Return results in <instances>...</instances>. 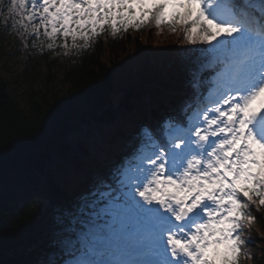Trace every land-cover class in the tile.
Wrapping results in <instances>:
<instances>
[{
    "label": "trees",
    "instance_id": "1",
    "mask_svg": "<svg viewBox=\"0 0 264 264\" xmlns=\"http://www.w3.org/2000/svg\"><path fill=\"white\" fill-rule=\"evenodd\" d=\"M31 30L14 78L5 66L14 39L0 23V264H65L89 249L79 236L93 234L83 217L99 215L118 195L114 184L137 167L147 105L160 132L186 125L191 110L208 106L222 65L207 55L210 46H189L166 26L115 37L106 28L88 51L69 40L61 56ZM260 235L264 207L254 199L237 264H264Z\"/></svg>",
    "mask_w": 264,
    "mask_h": 264
},
{
    "label": "snow or ice",
    "instance_id": "2",
    "mask_svg": "<svg viewBox=\"0 0 264 264\" xmlns=\"http://www.w3.org/2000/svg\"><path fill=\"white\" fill-rule=\"evenodd\" d=\"M8 9L49 50L65 41V54L69 40L88 51L106 28L115 37L149 24L210 46L222 69L208 106L187 129L166 125L163 145L144 129L136 169L100 211L118 235L130 231L135 257L108 264H237L248 206L264 207V0H8ZM93 255L69 264H101Z\"/></svg>",
    "mask_w": 264,
    "mask_h": 264
},
{
    "label": "rangeland",
    "instance_id": "3",
    "mask_svg": "<svg viewBox=\"0 0 264 264\" xmlns=\"http://www.w3.org/2000/svg\"><path fill=\"white\" fill-rule=\"evenodd\" d=\"M0 6L1 10H0V23L2 24V30L6 29V31L8 32V36H12L11 38H13L14 40L18 37V42L14 43V40L10 42V45L8 47V45L6 46V51L10 52V56H7V62L5 63L6 68L9 71H13L14 74V78H18L19 76L22 75V70L25 67V62L27 61L26 55H25V42L26 41V37L24 36V29L19 28L18 26H16V19L14 16H11L9 14V9H8V2H4V0H0ZM153 28H155L154 24H151ZM164 29V28H163ZM159 32L162 31V28L158 30ZM181 32L179 30L176 31V35L178 36ZM13 36H16V38H14ZM160 40L164 39L162 37L159 38ZM172 41L175 42L173 39H168L166 38L165 41ZM21 42V43H19ZM61 42H64L61 39ZM14 43V44H13ZM50 41H46L44 42V47L49 49V45H50ZM13 44L12 47H10ZM33 44L29 45V48H32ZM69 46V44H68ZM29 48L27 49L28 51ZM15 49V50H13ZM53 53L58 56L62 55V51L63 48L60 47V49L56 48V45L52 48ZM69 51H70V47H69ZM68 53V52H67ZM64 55V54H63ZM60 60V58H59ZM222 67V66H221ZM219 75V73H218ZM215 87V86H214ZM213 87V88H214ZM202 111H198L197 109H194L193 111L190 112V117H189V121L187 123V126L184 127V129H187L189 126V122L191 120H193L195 118V116ZM182 128V127H180ZM153 133H154V138H155V142L157 145H163L164 143H166L165 140V136L166 134H161V132L159 130L155 131V129H153ZM179 142V141H177ZM145 163H147V161H145ZM131 170H135L136 168H130ZM129 170V169H128ZM110 179V178H109ZM116 190L118 191L117 194H120V187H117L116 185ZM124 191H127V189H124ZM85 220V227L88 228V230H91L93 232V234L91 233H82L81 235H79L82 239V243H86L88 244V246H90L93 251H94V255H102L101 259H105L107 257H105L102 253H105L104 251H107V253L110 254V252L112 254H117L120 255L121 253H125L128 255H131L130 252L127 250L128 246H125L124 244V238L130 235V231L129 234L126 236H121L118 235L116 233V229L114 227H112V217L107 216V215H103L100 214L99 215H92V216H84L83 217ZM251 225V223H249ZM91 227V229L89 228ZM87 232V231H86ZM86 235V236H85ZM106 236H111V237H106ZM104 238V240L100 241L97 240L98 238ZM116 238H118V242L119 243H115L114 241L116 240ZM260 240H264L263 237H261V235L259 236ZM123 242V243H122ZM128 251V252H126ZM221 252H223V249H221ZM81 257H87V254L82 255ZM78 257V258H81ZM76 258V259H78ZM76 259H72L70 261H74ZM100 259V258H99ZM69 261V262H70ZM100 261V260H99ZM69 262L65 263V264H69ZM108 262V261H107Z\"/></svg>",
    "mask_w": 264,
    "mask_h": 264
},
{
    "label": "bare ground",
    "instance_id": "4",
    "mask_svg": "<svg viewBox=\"0 0 264 264\" xmlns=\"http://www.w3.org/2000/svg\"><path fill=\"white\" fill-rule=\"evenodd\" d=\"M106 237H111V236H106ZM106 237H104V238H106ZM104 238H98L97 240H100V241H102V240H104ZM131 239V235H129V236H127V237H125L124 238V244H125V246H128V242H129V240ZM115 243H119L118 242V238H116V240L114 241ZM122 242V243H123ZM111 261L112 262H117V261H121V260H132V259H134L135 257H133L132 255H123L122 253L120 254V255H117V254H111Z\"/></svg>",
    "mask_w": 264,
    "mask_h": 264
}]
</instances>
